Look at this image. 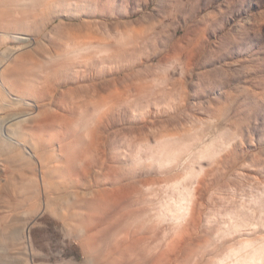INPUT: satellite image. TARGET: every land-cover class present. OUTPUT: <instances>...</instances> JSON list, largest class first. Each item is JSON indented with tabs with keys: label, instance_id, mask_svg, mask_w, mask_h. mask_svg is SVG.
I'll return each mask as SVG.
<instances>
[{
	"label": "rangeland",
	"instance_id": "374dc122",
	"mask_svg": "<svg viewBox=\"0 0 264 264\" xmlns=\"http://www.w3.org/2000/svg\"><path fill=\"white\" fill-rule=\"evenodd\" d=\"M43 2L18 5L54 49L65 170L93 203L71 219L46 206L36 152L24 168L0 160V264L23 244L69 264L95 251L103 264H264V0Z\"/></svg>",
	"mask_w": 264,
	"mask_h": 264
},
{
	"label": "bare ground",
	"instance_id": "6f19581e",
	"mask_svg": "<svg viewBox=\"0 0 264 264\" xmlns=\"http://www.w3.org/2000/svg\"><path fill=\"white\" fill-rule=\"evenodd\" d=\"M20 1L0 0V160L5 163L10 161L9 163H12V165L16 164L18 168H24L26 164L25 154L28 153V156L35 155L36 152L40 163L39 171L41 173V181L44 184H50L51 191L54 190L51 193H55L56 196L54 199V195L50 196V200L48 203L46 202V206L48 204L52 206L57 203L69 207L71 209V211L68 210L70 213L68 214L69 218L76 220L83 217V213H85L83 212L84 208H88L93 202L88 197L85 199V195H87L85 193L87 192L84 191L85 193H83L82 190L79 192L81 194H79L78 190L76 191L72 188V179L68 180L69 176H67L65 164L69 160V150L67 147L66 132H64L67 125L66 127L64 125L68 122L67 113L69 109L61 101L63 105L56 112L53 101L49 99V88L52 86L50 77L52 76L51 73H53L51 72L52 66H49L55 60L52 57L53 55H51L52 52H50L53 47L41 46L43 45L42 43L40 45L37 42H33L34 39H32L31 35L34 32L30 29L32 27L30 19L24 16L25 13H23L24 11L19 6ZM51 1L44 0L41 5L47 8L51 4ZM39 9L41 8L39 7ZM28 16L33 17L31 15ZM32 28L36 31L34 27ZM3 46L5 47L3 48ZM44 124H49V130L47 128L44 129ZM66 169H68V165ZM6 239L8 241V238ZM92 239L90 238L87 243H83L87 247V252H93L92 250L97 248L95 247V242L92 243ZM125 240L121 244L114 241L112 243L111 241V245L120 244L123 247L125 244L127 245ZM1 241L3 242L4 239L0 240V244ZM106 244L108 243L106 242ZM4 245L2 246L1 244L3 248ZM18 246H21L19 250H17L18 248H13L17 251L13 250L11 252V249L9 250V255H6L8 256V259L6 258V264H16V262L18 264L70 263L59 258L58 261L48 262L49 260H45L48 259L47 254L42 255L36 252L34 254L30 249L28 251L26 249L27 245L25 247L24 244ZM107 250L110 251L111 247L110 249L107 248ZM95 252H93L95 255V263L93 264H103L100 262L101 257L97 258ZM99 254L101 255L102 253L100 252ZM254 255H257V253L255 252ZM39 256L41 259L43 258V261H36ZM104 259L106 258L104 257Z\"/></svg>",
	"mask_w": 264,
	"mask_h": 264
}]
</instances>
